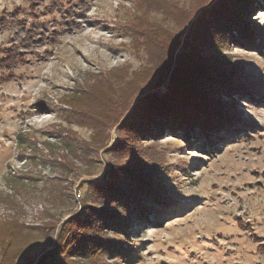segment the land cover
Here are the masks:
<instances>
[{
	"label": "rangeland",
	"instance_id": "1",
	"mask_svg": "<svg viewBox=\"0 0 264 264\" xmlns=\"http://www.w3.org/2000/svg\"><path fill=\"white\" fill-rule=\"evenodd\" d=\"M184 53L242 70L220 100L234 130L154 126L171 81L152 100L139 94ZM124 149L138 157L129 181L156 184L170 205L127 214L128 227L102 221L91 254L52 257L84 203L106 207L89 184L125 165ZM58 260L264 264V0H0V264Z\"/></svg>",
	"mask_w": 264,
	"mask_h": 264
},
{
	"label": "trees",
	"instance_id": "2",
	"mask_svg": "<svg viewBox=\"0 0 264 264\" xmlns=\"http://www.w3.org/2000/svg\"><path fill=\"white\" fill-rule=\"evenodd\" d=\"M244 9L245 5L243 6L242 11ZM196 55L194 53H189L188 55L187 53H184V55L180 57L179 66L173 71L171 69L172 61L169 65H163L164 67L161 68L160 72L157 69L153 75L157 76L143 87L142 90L146 91L139 94V96L141 95L139 102L145 97L154 94L152 92L153 90L158 89L160 86H166V79L169 77L171 83L168 85V94L164 96L166 99L157 103L158 107L163 108L165 115L160 117V124H154V126H156L157 129L162 127L175 128L178 126V128L190 136L192 134L194 135L192 127L198 125L200 126L199 132L210 138L218 136L222 132H229L236 128V125H234L237 121L235 117L222 115V102L220 100L224 99L222 93L225 92L230 95V90L235 88L234 86L242 79L239 76V72L242 70H239L232 65L230 66L228 63H213L204 59L207 58V56H201V54L199 57ZM231 74L237 76V78L235 77L236 81H233V85L231 83L232 81H230V77H232ZM198 77L200 78V88L193 87L191 83L192 80H196ZM241 83L242 82H240V84ZM243 85L247 86L250 84L245 82ZM243 85L239 88H242ZM153 98H156V96H149L148 98H145V100H152ZM172 99L173 101H179L182 107L179 111L176 110L174 116L171 113V111H174L172 107ZM215 104H217V108L213 107ZM210 106L211 108L206 109ZM194 111H197V114H200V112L203 111L204 113L201 114H207L210 117H208V119H198L196 117L194 121H192L190 115L194 114ZM214 112H217L222 116L216 117ZM131 113L132 110L129 112L128 116ZM121 124L125 125L124 120ZM183 124L187 126H183ZM154 126L153 128H155ZM148 128H150V126H147L145 129ZM128 149L118 151V156L116 157L119 158L122 163L124 162L125 165H121L116 172H114L116 168L114 169V166L112 165L110 170L107 171L108 177L103 183L89 184V194L97 195L104 199L106 207L104 208V205H100L101 207L86 208L88 205L84 203L83 208L85 210V215L82 214L80 216L78 214L70 220L68 219L65 225L68 224L71 225V227L68 226V228L65 229L64 226L61 228L56 241L57 251L51 253L52 257L61 260L60 257L63 258L64 255L73 258L74 256H86L91 254L95 250H98L100 246H103L98 238L95 237L100 228L107 229V225L103 224L102 221H106L109 225L120 222L123 226L125 224L128 227V224L124 222L127 214L132 216L137 210L141 215L146 216L155 211L163 212L170 205L166 201L167 197L162 194H157L158 186H156V184L151 186L148 183L141 182L142 185H137L135 183L132 184V182L129 181L132 179V176L134 180H136V178L138 180L140 177H138L135 172H133L135 174H132V161L135 160L136 162L138 157L134 159L132 157V149ZM137 164L139 167V162H137ZM138 167L136 165L135 170L138 172L142 171L140 167L139 171ZM124 169H131V171L127 172ZM140 196L147 197L148 204L143 206L141 203H138L141 199L137 198H140ZM132 198H136L135 204H133ZM59 260L55 264H65L64 261L62 262ZM51 262L52 260H50V263Z\"/></svg>",
	"mask_w": 264,
	"mask_h": 264
}]
</instances>
